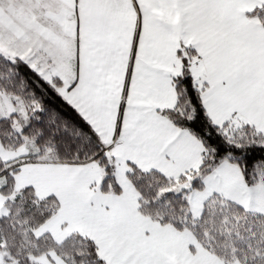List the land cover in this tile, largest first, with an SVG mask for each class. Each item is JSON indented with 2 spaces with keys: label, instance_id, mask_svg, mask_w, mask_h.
Returning a JSON list of instances; mask_svg holds the SVG:
<instances>
[{
  "label": "snow or ice",
  "instance_id": "snow-or-ice-1",
  "mask_svg": "<svg viewBox=\"0 0 264 264\" xmlns=\"http://www.w3.org/2000/svg\"><path fill=\"white\" fill-rule=\"evenodd\" d=\"M0 264H264V0H0Z\"/></svg>",
  "mask_w": 264,
  "mask_h": 264
}]
</instances>
